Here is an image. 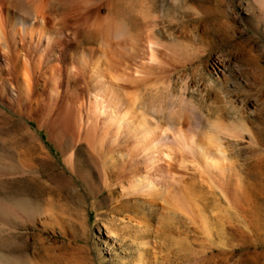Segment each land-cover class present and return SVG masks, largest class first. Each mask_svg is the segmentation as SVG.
I'll return each instance as SVG.
<instances>
[{"label": "rangeland", "instance_id": "374dc122", "mask_svg": "<svg viewBox=\"0 0 264 264\" xmlns=\"http://www.w3.org/2000/svg\"><path fill=\"white\" fill-rule=\"evenodd\" d=\"M54 4L69 23L77 6L104 17L109 4L128 16L132 38L116 41L120 89L107 95L108 111L133 102L167 127L173 160L158 164L171 163L173 179L151 170L161 196L115 183L109 193L87 145L107 130V116L92 113L86 79L64 71L60 85L35 81L25 99L12 77L10 97L0 91V205L16 212L0 206V264H264V0ZM92 41L79 48L97 47L99 37ZM137 111L103 142L134 146L153 128ZM177 128L188 142L173 139ZM215 145L224 153L220 170L200 153ZM141 167L146 174L147 162Z\"/></svg>", "mask_w": 264, "mask_h": 264}, {"label": "bare ground", "instance_id": "6f19581e", "mask_svg": "<svg viewBox=\"0 0 264 264\" xmlns=\"http://www.w3.org/2000/svg\"><path fill=\"white\" fill-rule=\"evenodd\" d=\"M106 12L104 17L99 14L92 16L89 11L82 12L77 6L74 14H80L78 17H73L74 20L69 23L66 19L67 12L58 11L54 0H0V91L10 97L8 94L10 92L9 79L14 77L18 84L19 94L22 98L30 99L35 81L41 80L44 85L54 79L60 85L64 71L67 77L85 78L92 113L107 116V130L101 133L100 140L89 142L88 139L87 142L89 156L93 158V161L95 159L98 163L97 160L101 159L103 167L100 166L102 168L100 174L102 173L103 176V185L109 189V193L114 191L111 187L117 184L122 192L136 194L138 190H142L144 195L161 196L162 191L159 189L162 188H158L148 176L151 170H159L160 176L163 177L166 175L172 177L174 174L171 163H169L170 168L158 164L162 157L173 160L172 153L165 149L167 127L146 114L144 110L137 111L133 102H129L128 109L125 111L116 113L108 111V108H112L107 105V95H110V91L120 89L117 81L119 76L116 74L119 68L118 63L120 64L115 53L118 48L116 41L117 39L131 40L132 33L129 32L130 29L128 30L126 27L128 25L125 23L128 16L125 19L118 18L120 16L109 4ZM51 18L54 21L53 27L49 24ZM68 34H71L76 42L72 48L67 45ZM96 37H99L97 47H87L86 50L85 47L79 48L81 44L90 43ZM121 44L118 45L124 48L125 44ZM149 48L152 50L150 43ZM154 54L151 53V57H154ZM68 58L71 59V64H77L74 69L68 68ZM121 74H125V71ZM115 106L117 107V102ZM130 110L137 111L141 122L143 124L146 121L150 122L153 128L145 129L144 136L138 139L134 146L128 147V150H126L127 145L120 146L124 147L123 150L120 147L114 149L112 143L103 142L105 132L109 131L112 125L116 127L115 133L123 128V123L129 125ZM87 130L89 131L88 128L86 132ZM173 139L187 141L178 128L173 132ZM185 144L188 143L185 142ZM215 147L217 149L214 153H210L206 148H203L200 153L207 166L220 170L223 168L224 153L218 146L215 145ZM114 150L120 152L124 158L115 157L112 153L115 152ZM107 151L110 152L106 153ZM74 159L73 153L69 158V162L73 165ZM118 160H120L119 163ZM143 161H146L149 166L146 174L140 173ZM92 174L90 170L85 178L88 184L92 183L93 175L96 173ZM97 174L98 178L102 177L99 172ZM1 208L10 213L16 212V208L9 204H4Z\"/></svg>", "mask_w": 264, "mask_h": 264}]
</instances>
